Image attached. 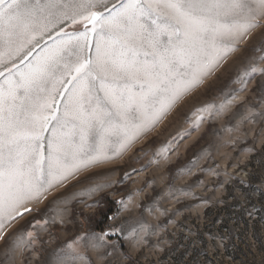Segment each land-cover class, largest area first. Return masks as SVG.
<instances>
[{"label":"rangeland","instance_id":"obj_1","mask_svg":"<svg viewBox=\"0 0 264 264\" xmlns=\"http://www.w3.org/2000/svg\"><path fill=\"white\" fill-rule=\"evenodd\" d=\"M122 2L92 0L91 10L107 16ZM246 3L251 11L236 19L255 26L221 41L228 48L219 49L197 83L162 111V97L133 110L131 124L142 126L130 129L123 148L113 136L104 156L26 201L22 215L0 222V264H264V10L257 0ZM85 27L53 17L47 30L0 63V72L23 69ZM96 39L90 34L83 53L73 40L66 62L94 59ZM56 87L66 96L72 85ZM57 104L62 112L60 95ZM95 148L93 140L90 155Z\"/></svg>","mask_w":264,"mask_h":264},{"label":"snow or ice","instance_id":"obj_2","mask_svg":"<svg viewBox=\"0 0 264 264\" xmlns=\"http://www.w3.org/2000/svg\"><path fill=\"white\" fill-rule=\"evenodd\" d=\"M257 4L264 10V0ZM94 7L92 0H0L5 46L0 63L47 30L53 17L86 24L84 32L43 51L23 69L13 65L16 71L7 69L6 77L0 72V222L22 215L18 209L26 201L104 156L113 136L121 137L123 148L130 129L142 126L131 124L133 110L162 97V111L198 82L219 49L228 48L221 41L238 39L255 26L236 19L251 11L246 0H123L106 9L107 16ZM90 34L97 37L95 58L81 55L66 62L67 45L75 40L83 53L90 48ZM188 70L191 78L184 79ZM57 84L72 87L65 88V96ZM57 95L63 98L62 112Z\"/></svg>","mask_w":264,"mask_h":264},{"label":"trees","instance_id":"obj_3","mask_svg":"<svg viewBox=\"0 0 264 264\" xmlns=\"http://www.w3.org/2000/svg\"><path fill=\"white\" fill-rule=\"evenodd\" d=\"M231 198H234V196H231ZM236 201H237L236 199H233L231 203L235 204ZM229 206H230V205H229ZM229 206L225 207L224 209H225V210L228 209ZM230 207H231V206H230ZM209 213H210V210L207 209L206 212H205V216L207 217Z\"/></svg>","mask_w":264,"mask_h":264},{"label":"water","instance_id":"obj_4","mask_svg":"<svg viewBox=\"0 0 264 264\" xmlns=\"http://www.w3.org/2000/svg\"><path fill=\"white\" fill-rule=\"evenodd\" d=\"M91 24H88L87 26H90ZM85 26H86V24H85Z\"/></svg>","mask_w":264,"mask_h":264}]
</instances>
